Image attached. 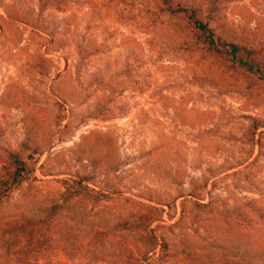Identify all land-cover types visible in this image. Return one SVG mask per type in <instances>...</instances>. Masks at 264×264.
<instances>
[{"label": "rangeland", "instance_id": "1", "mask_svg": "<svg viewBox=\"0 0 264 264\" xmlns=\"http://www.w3.org/2000/svg\"><path fill=\"white\" fill-rule=\"evenodd\" d=\"M171 2L264 63V0ZM164 9L0 0V168L31 155L0 264H246L231 248L264 232V80Z\"/></svg>", "mask_w": 264, "mask_h": 264}, {"label": "trees", "instance_id": "2", "mask_svg": "<svg viewBox=\"0 0 264 264\" xmlns=\"http://www.w3.org/2000/svg\"><path fill=\"white\" fill-rule=\"evenodd\" d=\"M165 7V11L173 16H181L187 26L195 33L196 45L205 53L219 59L226 69L233 72L248 73L264 80V63L257 60V51L251 47L241 45L229 39L217 35L207 21L201 19L198 11L181 4H172L171 0H158ZM11 8L13 6H6ZM6 14L9 16V13ZM261 125L256 124L254 129L257 130ZM264 127V124L261 126ZM37 144V141H32ZM30 142L23 144L22 148L34 153L37 146ZM31 155H28L30 157ZM28 157L23 158L20 151L10 152V164L0 168V207L10 197L15 187H18L27 177L29 171L27 166ZM69 194V189L63 192V195ZM53 197L52 192L42 195L37 201L40 203L48 201ZM30 198L24 200L22 206H32L35 201ZM24 204V205H23ZM41 207V206H39ZM49 211V208H43ZM233 255L236 259H241L246 264H264V232L260 234H247L243 240L238 239L232 242Z\"/></svg>", "mask_w": 264, "mask_h": 264}]
</instances>
